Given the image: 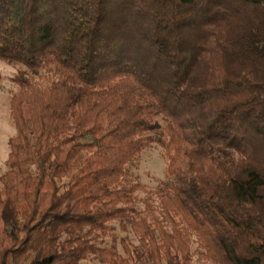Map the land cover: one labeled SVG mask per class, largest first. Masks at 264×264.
Here are the masks:
<instances>
[{
    "label": "trees",
    "instance_id": "trees-1",
    "mask_svg": "<svg viewBox=\"0 0 264 264\" xmlns=\"http://www.w3.org/2000/svg\"><path fill=\"white\" fill-rule=\"evenodd\" d=\"M0 58V264H264V0H0Z\"/></svg>",
    "mask_w": 264,
    "mask_h": 264
},
{
    "label": "rangeland",
    "instance_id": "rangeland-1",
    "mask_svg": "<svg viewBox=\"0 0 264 264\" xmlns=\"http://www.w3.org/2000/svg\"><path fill=\"white\" fill-rule=\"evenodd\" d=\"M16 72L13 66H5L0 68V175L5 171V161L8 154V139L13 136L14 128L9 117V100L16 88L11 82V79ZM27 114V109L25 110ZM166 158L164 151L158 145H152L145 149L141 154L126 166V174L123 179L124 183H137L141 188L137 192L138 202L136 209L143 211V200L148 199L152 206L157 210L158 201L154 195V191L164 182H166ZM117 247L122 252L119 244L121 238H127L132 244L137 245V239L130 231L127 225L126 230H122L118 223H114ZM188 237L191 243V252L193 253L191 264H209L202 261L195 251L198 249V241L195 235L189 233ZM105 241L109 244L110 238ZM80 264H101L89 257Z\"/></svg>",
    "mask_w": 264,
    "mask_h": 264
},
{
    "label": "clouds",
    "instance_id": "clouds-1",
    "mask_svg": "<svg viewBox=\"0 0 264 264\" xmlns=\"http://www.w3.org/2000/svg\"><path fill=\"white\" fill-rule=\"evenodd\" d=\"M5 66L11 67V65H8V62L5 59L0 58V68H3ZM0 95H2V93H0Z\"/></svg>",
    "mask_w": 264,
    "mask_h": 264
}]
</instances>
